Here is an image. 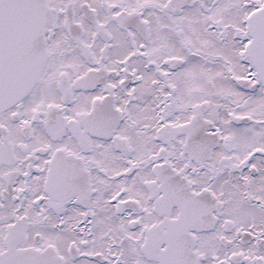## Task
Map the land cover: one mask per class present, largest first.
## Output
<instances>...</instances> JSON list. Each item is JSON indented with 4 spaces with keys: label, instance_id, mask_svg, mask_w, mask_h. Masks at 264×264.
<instances>
[{
    "label": "snow or ice",
    "instance_id": "obj_1",
    "mask_svg": "<svg viewBox=\"0 0 264 264\" xmlns=\"http://www.w3.org/2000/svg\"><path fill=\"white\" fill-rule=\"evenodd\" d=\"M0 264H264V0H0Z\"/></svg>",
    "mask_w": 264,
    "mask_h": 264
}]
</instances>
